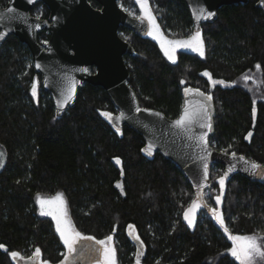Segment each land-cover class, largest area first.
<instances>
[{
  "label": "trees",
  "instance_id": "16d2710c",
  "mask_svg": "<svg viewBox=\"0 0 264 264\" xmlns=\"http://www.w3.org/2000/svg\"><path fill=\"white\" fill-rule=\"evenodd\" d=\"M6 2L0 0V5ZM151 2L164 33L182 38L195 32L184 0ZM256 2L222 5L214 19L200 25L203 56L178 50L172 61L148 34L126 27H120L119 34L126 35L133 47L124 60L128 84L141 106L175 117L185 89L211 95L210 144L264 166V11ZM30 13L45 18L48 9L37 2ZM37 39L46 40L47 32L40 31ZM204 70L226 84L210 86ZM249 73L259 81L251 88L242 79ZM103 112L115 114L117 109L101 86L84 83L74 105L56 116L27 45L14 35L3 41L0 244L6 250L0 249V264H19L10 252L26 259L36 248L41 250V261L59 264L63 260L65 248L55 223L51 216L40 215L35 203L38 195L57 193L63 194L67 217L77 231L96 239L112 235L117 264L136 262L137 235L143 242L140 264H238L227 251L231 247L227 235L203 206L193 227L185 222L183 213L196 197L182 172L159 152L147 153L137 131L122 125L118 132ZM249 132L251 137L245 139ZM224 173L222 165L213 164L207 190L218 191L216 177ZM202 202L209 205L213 199L206 201L203 195ZM220 211L232 234L264 236V175L258 179L227 175Z\"/></svg>",
  "mask_w": 264,
  "mask_h": 264
},
{
  "label": "water",
  "instance_id": "95a60500",
  "mask_svg": "<svg viewBox=\"0 0 264 264\" xmlns=\"http://www.w3.org/2000/svg\"><path fill=\"white\" fill-rule=\"evenodd\" d=\"M95 1L100 4V8L94 7L90 0H33L32 3L28 0H7L4 6L0 5V33H4L3 38H0V46L9 35L16 36L27 45L33 69L40 74L41 85L51 96L56 116L63 115L74 105L78 90L84 83L99 85L117 109V113L113 114L115 125L129 126L143 137L144 149L152 145L151 154L159 152L171 160L192 185L195 197L198 199L199 196L200 202L203 192L211 187L213 164L222 165L224 172L234 166L228 175L238 173L250 179L262 177L264 173L254 174L250 165L245 163L254 160L236 152L235 158L232 152L225 155L224 150H217L210 144L214 112L212 101L207 102L211 105V130L201 128L199 124H193L190 132L176 127L175 121L183 115L185 109L194 111L200 103L206 102V94L202 96L200 91H184L181 109L175 117H168L158 109L140 105L136 92L128 84L129 71L124 60V54H132L133 47L118 34V27L123 25L138 34H145L148 29L147 20L131 16L119 6L117 0ZM247 1L186 0L195 29L201 22L214 19L222 5ZM37 2L47 7V18L37 19L38 16L30 13L31 7ZM256 4L264 11V0H257ZM200 9H204L205 14L212 12L214 15L207 19H197ZM42 30L47 31L48 37L46 41L39 42L37 34ZM37 64L40 67H36ZM71 84L75 85L73 98L61 107L60 102ZM203 133H206L208 141L206 149L198 139ZM205 162L209 173L207 181L203 180ZM117 188L123 194L121 185ZM135 241L138 249L135 259L139 256L141 261L142 247L139 241ZM81 243L84 245V255L78 257L74 264H88L96 258L89 250L99 246L94 241ZM19 264L31 262L26 258Z\"/></svg>",
  "mask_w": 264,
  "mask_h": 264
},
{
  "label": "snow or ice",
  "instance_id": "6c2138e0",
  "mask_svg": "<svg viewBox=\"0 0 264 264\" xmlns=\"http://www.w3.org/2000/svg\"><path fill=\"white\" fill-rule=\"evenodd\" d=\"M29 3H32L33 0H28ZM137 4L140 5L142 16L137 17V19L147 20L149 24V28L147 34L152 36L154 39L159 40L160 47L164 51V55L168 57L169 60L175 61V53L178 48H185L191 49L194 52H198L201 56L204 55V42L202 39L201 31L199 28L190 35L187 39L184 40H168L162 36L159 31V26L155 23V18L152 15L150 10L149 0H136ZM11 11V9H9ZM214 13L207 12L205 14L204 9H200L199 15L197 19L203 18L207 19L213 16ZM39 19V17H37ZM39 27V25H36ZM4 33H0V38H3ZM36 67H40L39 64ZM260 65L257 64L256 68L259 70ZM204 76H209V73L205 71L203 73ZM250 77L245 76L244 80H249ZM183 83V82H182ZM216 83L224 84V81H216ZM186 92L195 91L199 93V90H192V89H185ZM75 92V85L71 84L67 88L66 94H64L62 101L60 102L61 107L64 104H67L74 95ZM200 95L204 96V93H199ZM32 95L35 97L37 95V85L33 83L32 85ZM212 96L207 95L205 96L204 103H200L198 107L194 111H189L187 108L185 109L183 115L179 119L175 121L176 127L183 129L184 131H191V126L193 124H199L201 128L207 127L211 130V117L209 114V108L211 107L208 101H211ZM255 108H253V116H255ZM103 116L108 118L115 124L113 120V114L110 112H103L101 113ZM123 116V113H121ZM117 131L119 132L120 129L117 127ZM252 133L249 132L248 136L245 139L251 137ZM206 133L201 134L198 139L204 146L207 148L208 141L206 140ZM152 145H148L145 151L151 154ZM225 155H227V150H224ZM231 155L235 158L236 153L232 152ZM3 156L4 153L0 152V167L3 166ZM243 160V157H240ZM115 163L117 165L121 164V160L119 158H115ZM245 163L250 165L251 170L255 174L256 172L264 173V166L256 163L255 161H245ZM233 167H230L228 171L224 173V175L219 177V185H220V195L215 197L216 204L219 205L221 203V195L223 194L224 184H225V177L228 175L229 172L233 170ZM121 174H123V170L121 169ZM209 177L208 173V164L205 162L203 165V180L207 181ZM117 187H120L118 184ZM199 199V196H198ZM36 202L40 208V215L42 216H51L55 221V230L59 234L60 240L63 242L64 248L66 251L62 253L63 260L60 264H74L75 260L78 257L84 255V245L81 244V241H94L96 247L94 249H90L89 251L93 253L95 257L94 264H116V251L115 248L112 246L111 242L113 237L111 235L106 236L104 239H96L93 236H86L81 232L77 231L75 227L72 225L71 221L67 218V212L65 210V201L62 193H57L54 197L50 198H43L41 196L36 197ZM204 207L207 211H209L212 216L217 220L220 226L223 229V232L227 235L228 240H230L231 247L227 249L228 253L232 257L235 258V261L238 264H253V257L260 256L264 257V236H261L258 233H253L250 235H234L229 231V228L225 225V221L223 215L218 212L216 207H210L207 204L198 203L197 200H193L190 206L184 211L183 218L187 222L189 227H193L195 224L196 213L201 207ZM133 226L129 225V229H132ZM129 235H132V232H129ZM135 240L140 242L141 247L143 246V242L140 241V237L137 235L135 236ZM0 249H5L3 244H0ZM6 250V249H5ZM41 250L40 248H36L31 256L27 257V260L31 262V264H48L47 261H41ZM10 256L15 260L17 257L24 259L21 254L17 251L10 252ZM136 264H140L139 256H137Z\"/></svg>",
  "mask_w": 264,
  "mask_h": 264
},
{
  "label": "rangeland",
  "instance_id": "374dc122",
  "mask_svg": "<svg viewBox=\"0 0 264 264\" xmlns=\"http://www.w3.org/2000/svg\"><path fill=\"white\" fill-rule=\"evenodd\" d=\"M121 3H122V7L124 8V9H126L127 11H129L131 14H133V15H136V16H139V15H143L142 14V11H141V8H140V5L139 4H137V2H136V0H127L126 2L125 1H123V0H121ZM149 5H150V10H151V12H152V15L154 16V18H155V23L159 26V31H160V33L162 34V36L164 37V38H166V39H168V40H184V39H187L190 35H192L194 32H192L190 35H188V36H186V37H182V38H178V37H173V36H169V35H167L166 33H164L163 32V30L161 29V27H160V25H159V23L157 22V17H158V14H157V10L155 9V7H154V5H153V2H151V0H149ZM150 36V35H149ZM125 39L126 38H128L126 35L125 36H123ZM152 37V36H151ZM153 38V37H152ZM154 39V38H153ZM154 40H156L157 42H158V44H159V46H160V43H159V40H157V39H154ZM162 49V48H161ZM178 50H190V51H192L191 49H185V48H178L177 50H176V53H177V51ZM163 51V50H162ZM194 52V51H193ZM163 53H164V51H163ZM176 53H175V57H176ZM196 53H198V52H196ZM199 54V53H198ZM168 58V57H167ZM206 70H204V71H202V74L205 72ZM245 76H248V77H250V79L249 80H247V81H245L244 80V77ZM245 76H243V80H244V83H245V86H249L250 88L252 87V85H253V83L254 84H258V78H256V76L253 74V73H249V74H247V75H245ZM207 77V79L209 80V84H210V86H213L214 84H216V81H223V80H220V79H213V78H211L210 77V75L209 76H206ZM225 82V81H224ZM252 82V83H251ZM33 83H36V85L38 84V81L37 80H35ZM224 84H226V82L224 83ZM249 84V85H248ZM33 85V84H32ZM31 92H32V88H31ZM1 152V151H0ZM3 162H4V156H3ZM1 168V167H0ZM220 176H222V175H218L217 177H216V181L218 182L219 181V177ZM224 186H225V184H224ZM218 191H213V190H205L204 192H203V195H204V197H205V199H206V201L208 200V199H210V198H212L213 199V203L212 204H209L210 205V207H216L217 208V210H218V212H220L221 213V211H220V205H221V203L219 204V205H217L216 204V201H215V197L217 196V195H220V185H219V182H218ZM223 191H224V189H223ZM56 195V194H55ZM55 195H52V196H42V195H40L41 197H43V198H50V197H54ZM222 196H223V194L221 195V202H222ZM194 200H197V202L198 203H201L197 198L196 199H194ZM35 203H36V206H37V208H38V210H39V212H40V208H39V205L37 204V202H36V199H35ZM192 203V202H191ZM190 206V205H189ZM188 206V207H189ZM187 207V208H188ZM186 208V209H187ZM185 209V210H186ZM201 209H202V207L198 210V212L196 213V217H197V214L201 211ZM66 210V209H65ZM208 212V214L211 216V218L220 226V224L217 222V220L212 216V214L209 212V211H207ZM68 218V217H67ZM53 219V218H52ZM196 220V219H195ZM54 221V220H53ZM186 222V221H185ZM54 223H55V221H54ZM187 223V222H186ZM221 227V226H220ZM222 228V227H221ZM234 235H241V234H234ZM112 236V235H111ZM104 239V238H103ZM231 242V241H230ZM232 243V242H231ZM82 244V243H81ZM111 244H112V246L114 247V241L112 240V242H111ZM115 248V247H114ZM65 251H66V249H65ZM96 258H98V257H96ZM115 259H116V257H115ZM21 258L20 257H17L16 258V261L18 262V263H20L21 262ZM94 261H95V258L94 259H92L88 264H94ZM116 264H117V261H116ZM133 264H136V262H134ZM253 264H262V257H260V256H254L253 257Z\"/></svg>",
  "mask_w": 264,
  "mask_h": 264
},
{
  "label": "flooded vegetation",
  "instance_id": "af4514ba",
  "mask_svg": "<svg viewBox=\"0 0 264 264\" xmlns=\"http://www.w3.org/2000/svg\"><path fill=\"white\" fill-rule=\"evenodd\" d=\"M92 1L93 2H95L96 4L95 5H93L92 4ZM124 1V0H123ZM185 1V3L187 4V2H186V0H184ZM42 3V2H41ZM90 3L94 6V7H96V8H100V4L99 3H97L95 0H90ZM117 3L119 4V6L122 8V9H124L123 7H122V3H121V0H117ZM187 7H188V5H187ZM127 13H129L131 16H133V17H141L142 15H139V16H136V15H133V14H131L129 11H127L126 9H124ZM188 10H189V7H188ZM189 13H190V10H189ZM190 15H191V13H190ZM36 16V15H35ZM42 18V17H41ZM45 18H47V17H45ZM191 19H192V24H193V27H195V24H194V21H193V18H192V16H191ZM157 22H158V20H157ZM147 23H148V21H147ZM203 22H201L200 23V25L202 24ZM160 25V24H159ZM200 25L198 26V28H200ZM120 27H126V26H123V25H119V27H118V34H119V28ZM126 28H128V29H130L131 31H133L131 28H129V27H126ZM148 28H149V24H148ZM195 29V28H194ZM197 29H195V31H196ZM46 31V30H45ZM147 31H148V29H147ZM147 31H146V33H145V35H147ZM47 32V31H46ZM134 32V31H133ZM120 35V34H119ZM121 36V35H120ZM47 37H48V34H47ZM121 38H123L124 40H126V41H128L127 39H125L124 37H122L121 36ZM47 40V39H46ZM46 40H43V41H46ZM42 42V41H41ZM129 42V41H128ZM125 55V54H124Z\"/></svg>",
  "mask_w": 264,
  "mask_h": 264
}]
</instances>
